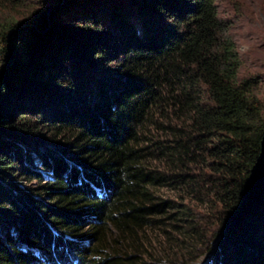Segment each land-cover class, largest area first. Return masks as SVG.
I'll list each match as a JSON object with an SVG mask.
<instances>
[{
  "label": "trees",
  "instance_id": "16d2710c",
  "mask_svg": "<svg viewBox=\"0 0 264 264\" xmlns=\"http://www.w3.org/2000/svg\"><path fill=\"white\" fill-rule=\"evenodd\" d=\"M53 1L0 0V264H264V109L213 1Z\"/></svg>",
  "mask_w": 264,
  "mask_h": 264
},
{
  "label": "rangeland",
  "instance_id": "374dc122",
  "mask_svg": "<svg viewBox=\"0 0 264 264\" xmlns=\"http://www.w3.org/2000/svg\"><path fill=\"white\" fill-rule=\"evenodd\" d=\"M216 11V15L221 22V26L225 29V33L232 42L234 50L239 60L238 77L242 79H251L254 85V92L260 107L264 109V0H212ZM26 9H18L16 13L11 12L13 17L19 20L24 17V14L41 7H57V2L53 0H24ZM60 5V4H59ZM10 13L0 9V22H3L5 16ZM64 24V23H63ZM72 24V22L70 23ZM95 26V25H94ZM98 28V27H97ZM110 49V48H109ZM108 49V50H109ZM107 51V50H106ZM115 54H106L103 61L99 65L106 68H111L114 64ZM96 66V67H97ZM95 69V67H94ZM73 70V69H70ZM69 70V71H70ZM83 73L78 75L74 70L73 75L77 82L83 83L87 78L91 79L93 73L88 70H83ZM94 78L91 80V82ZM94 84V82H93ZM31 104V103H30ZM29 105V104H28ZM18 150L22 149L17 147ZM47 177L49 173L45 174ZM21 182V181H20ZM23 182H21L22 185ZM38 181L34 179L23 183V189L27 188L31 194L38 195L41 203H48L53 196L37 194L39 190L36 188ZM169 193L163 192L164 197L168 198ZM61 200L52 205H60ZM208 215L206 216V218ZM207 220V219H206ZM210 221V218H209ZM87 223L84 222L82 229H87ZM209 223L207 222V225ZM83 238H81L82 240ZM84 240V239H83ZM92 242L86 245L82 243V247L88 248ZM202 252L193 259L186 258L183 264H208L213 256V252Z\"/></svg>",
  "mask_w": 264,
  "mask_h": 264
}]
</instances>
